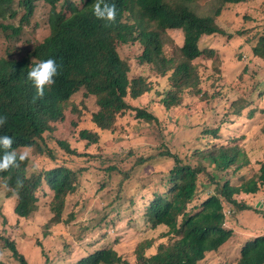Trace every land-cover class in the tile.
Instances as JSON below:
<instances>
[{"label": "trees", "instance_id": "trees-1", "mask_svg": "<svg viewBox=\"0 0 264 264\" xmlns=\"http://www.w3.org/2000/svg\"><path fill=\"white\" fill-rule=\"evenodd\" d=\"M247 1L213 0L212 13L201 14L191 6L195 0H105L117 8L116 21L110 23L94 15L95 0H0V32L12 30V35L18 36L32 27L42 33L41 39L21 50L22 57L18 58L15 51L0 57V117H6L7 121L0 126V137H11L14 150L30 146L40 160V163H34L32 157L23 163L17 160L19 167L0 172V180L7 184L5 197L17 200L12 210L15 218L35 220L42 206L52 215L47 228L60 223L72 226L76 220V208L82 199L73 204L66 218L63 215L68 202L86 189L83 184L85 178L92 177L90 168L56 164L54 150L46 144L45 137L54 133L57 123L65 121L71 99L81 90H85L86 97L96 100L92 123L101 132L109 133H115L122 124L121 119L128 114L146 126H159L168 112L181 108L186 95L195 98L197 104L220 102L226 95L224 89L231 87L238 77L234 70L242 62L243 54H238L236 63L223 67L224 76L206 87V78L203 79L195 63L204 55L214 54L213 50L201 48L204 37L229 40L242 35L239 31L229 33L218 25L217 19L224 6ZM39 5L49 7L46 21ZM19 9L23 10L19 26L7 24V20L18 16ZM177 30L183 34V43L178 46L172 41L173 51L167 50L168 33ZM258 32L259 36L249 44L252 57L264 63V27ZM129 44L142 47L138 65L151 67L157 75L167 78L166 87L158 92V101L150 98L153 85L148 78L131 76L135 65L120 56L117 48ZM48 59L55 60L57 75L52 85L45 86L43 97H39L28 72ZM217 69L222 68L217 66ZM243 72L259 76L257 71L249 72L248 68ZM251 93L223 101L228 103L223 111L225 118L216 125L203 123L191 127L198 129V133L184 145L183 151L172 152L160 146L149 158L136 159L127 170L108 165L106 172L117 171L121 183L130 174L137 176V182L141 183L138 177L146 169L143 166L152 160L165 163L160 175L149 171L141 176L142 191L145 189L151 199L147 204H139L144 209L142 217L147 227L152 230L163 227L165 232L160 234L162 241L150 254L146 251L154 240L140 243L133 260L123 258L114 247L100 246L86 248L76 264H204L207 254L218 251L233 235L232 230L225 228V208L232 207L234 214L248 211L250 208L236 197L254 196L264 189V157L253 166L246 150L240 146L247 134L227 141L223 134L224 129L242 127L238 123L246 127L245 118L253 120L259 115L263 120L259 132L264 140V106L254 104L255 91ZM145 96L146 105L141 102ZM205 111L201 109L202 113ZM71 113L81 115L82 112L73 106ZM79 137L88 144L100 141V135L89 130L80 131ZM57 144L67 154L79 155L66 142ZM3 152L0 148V156ZM17 180L23 181L22 188L17 189ZM11 207L9 204L8 210ZM110 223L103 227L116 225L114 220ZM50 236L47 232L43 237ZM4 242L17 264H39V258L44 259L43 264H55L44 249L32 263L18 252L14 242ZM0 251L3 252L1 248ZM228 264H264V235L247 242L240 256Z\"/></svg>", "mask_w": 264, "mask_h": 264}, {"label": "rangeland", "instance_id": "rangeland-1", "mask_svg": "<svg viewBox=\"0 0 264 264\" xmlns=\"http://www.w3.org/2000/svg\"><path fill=\"white\" fill-rule=\"evenodd\" d=\"M77 1V0H75ZM213 0H195L191 5L201 14L212 13ZM17 8V6H13ZM42 11V18L46 21L48 17L47 9L39 5ZM18 16L7 20V24L18 27L22 18L23 10L17 11ZM219 26L235 34L242 32L241 36L234 39H224L218 36L204 37L201 42L203 50H213L214 54L204 55L196 61L203 76L205 87L214 83L217 77L225 75L223 67L230 63L238 61V54H243L242 62L237 65L235 72L238 77L230 86L224 89L225 97L220 102H213L208 105L207 102L196 103V99L186 95L185 101L180 109L168 112V115L162 118L159 126H146L137 122L128 114L121 119V126L115 131L101 132L93 123L91 114L97 110L96 100L93 97H86L85 90H81L70 101L69 108L66 110L65 121L56 124L54 133L46 135V144L54 150L56 164L66 165L73 168H90L92 177L84 179L83 186L86 189L78 192L75 198L71 199L65 209L63 217L72 211V206L79 199L81 205L76 208V220L72 226L60 223L56 227H50V212L47 207H42L36 215L35 220H25L15 218L12 213L17 204L15 198L7 200L4 195V183L0 180V262L1 264H17L12 258L11 252L4 247V240L15 243L20 254L28 257V262L34 263L40 250L48 252L51 261L55 264H76L78 257L82 256L86 248H97L100 246L114 247L118 253L125 259L133 260L134 253L138 245L147 240H154L153 246L146 251L150 254L155 250L160 234L165 232V228L159 227L152 230L147 227L142 212L144 209L141 203L147 204L151 195L142 191L141 176L146 172L160 175L165 163L159 160L149 161L145 172L141 171L139 183L137 176L128 177L125 183H121V177L117 171L106 172L108 165H116L121 170H127L136 159L141 157L149 158L158 147L165 146L172 152L183 151L184 145L198 133V129H190L193 126L216 125L221 119L225 118L224 109L229 101L228 97H234L238 94L250 95L255 91L254 104L264 106V63L252 57L250 40L259 36L258 30L264 27V0H248L246 3L238 5L229 4L223 7L220 17L217 19ZM6 24V23H5ZM45 28V26H43ZM236 36V35H235ZM167 50H172V41L181 46L183 43V34L180 30L168 33ZM42 38L40 31L29 28L26 32L21 31L18 36L12 35V30L6 33L0 32V57L6 56L8 52H17L18 58L22 57L24 52L38 39ZM248 42V43H245ZM122 59L130 61L135 65L131 76L144 75L153 85L151 99L158 101V92L166 87L167 78L157 75L151 67H141L137 64V59L141 55L142 47L139 44L121 45L117 48ZM175 56H178L175 54ZM219 66L222 69H217ZM248 68L249 72L257 71L259 76L244 74L243 70ZM237 87H235V86ZM251 99V98H249ZM127 101L131 103L128 98ZM147 96L142 97V104H147ZM233 101V100H231ZM141 104V105H142ZM75 106L81 110V115L71 113V108ZM207 107V108H206ZM133 114V113H132ZM191 118V119H190ZM187 119H190L187 120ZM247 119V124L238 123L242 127H233L224 129L225 140L234 136L240 137L247 134V138L240 142L249 155L252 165L264 157V140L260 135L262 125L261 116L255 119ZM250 120V121H248ZM82 130H89L100 135V141L97 144H88L87 141L79 137ZM59 141L66 142L78 156L67 154L57 144ZM164 148V147H162ZM38 153L31 148V157L34 163H40L35 155ZM31 166V165H30ZM39 170V169H37ZM109 175V176H108ZM81 196V197H80ZM43 197V196H42ZM238 202L246 204L250 209L238 214L233 213L232 207H226L227 216L226 229L233 231L232 237L218 251L207 254L204 264H220L235 261L240 256L241 248L256 236L264 235V189L254 196L241 195L236 197ZM47 199L44 201L46 202ZM131 200H135L131 202ZM138 200V201H137ZM8 201V204H7ZM11 205V211L8 205ZM3 216L5 219H3ZM106 222L104 223L103 221ZM111 220L116 222L111 225ZM113 222V221H112ZM49 233L52 236L44 239V234ZM2 241V243H1ZM41 242V244H40ZM40 244V246H39ZM43 247V248H42ZM49 248V249H48ZM38 260V258H37ZM39 264H43L44 259L39 258Z\"/></svg>", "mask_w": 264, "mask_h": 264}, {"label": "clouds", "instance_id": "clouds-1", "mask_svg": "<svg viewBox=\"0 0 264 264\" xmlns=\"http://www.w3.org/2000/svg\"><path fill=\"white\" fill-rule=\"evenodd\" d=\"M92 10L97 19L104 20L106 22L114 23L117 16L116 5L106 3L105 0H95L92 5ZM57 75V64L55 60L48 59L37 63L28 72V79L33 82L36 88L37 96L43 97L45 86L52 85L54 77ZM6 117H0V126L6 123ZM13 139L9 136L0 137V148L4 149L3 155L0 156V172L8 171L11 167H19L20 163L29 160L31 157V147L25 146L23 150L18 151L12 149ZM7 187V184H4ZM17 189L23 187V181L17 180Z\"/></svg>", "mask_w": 264, "mask_h": 264}]
</instances>
